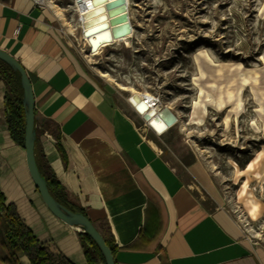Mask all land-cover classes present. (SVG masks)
Segmentation results:
<instances>
[{"label": "crops", "instance_id": "1", "mask_svg": "<svg viewBox=\"0 0 264 264\" xmlns=\"http://www.w3.org/2000/svg\"><path fill=\"white\" fill-rule=\"evenodd\" d=\"M0 49L25 69L34 95L36 148L52 174L115 248L116 264H264L221 206L202 165L180 170L162 140L109 82L93 76L32 0H0ZM0 77V190L38 241L74 264L86 257L79 228L45 205L25 150L9 135ZM215 192V193H213ZM21 264H27L25 256ZM0 264H6L0 255Z\"/></svg>", "mask_w": 264, "mask_h": 264}, {"label": "rangeland", "instance_id": "2", "mask_svg": "<svg viewBox=\"0 0 264 264\" xmlns=\"http://www.w3.org/2000/svg\"><path fill=\"white\" fill-rule=\"evenodd\" d=\"M52 1L65 9V18L74 25L70 31L66 20L47 6L55 27L93 76L111 83L122 99L131 89L158 94L160 107L177 115L169 130L159 135L165 155L180 170L190 161L199 162L243 237L264 253V118L259 107V100L264 103V0H130L134 47L145 67L123 44L90 55L80 40L74 0ZM198 50L206 51L205 62L211 68L221 69L202 83L211 93L228 87L236 91L235 63L259 71V81H249L241 90L239 113L233 110V99L221 109L207 103L198 121L202 114L200 109L193 111L197 89L192 84L193 54ZM250 199L258 204L254 213Z\"/></svg>", "mask_w": 264, "mask_h": 264}, {"label": "trees", "instance_id": "3", "mask_svg": "<svg viewBox=\"0 0 264 264\" xmlns=\"http://www.w3.org/2000/svg\"><path fill=\"white\" fill-rule=\"evenodd\" d=\"M0 77H2L6 92L4 97L6 122L9 135L17 144H24V109L22 105V89L19 73L0 59ZM35 157L39 172L45 180L48 189L55 200L73 212L84 211L68 197L56 178L44 171L40 164V153L35 146ZM82 248L87 259L93 254L104 257L92 240L79 233ZM106 243L114 253L115 248L109 239ZM0 255L6 264H21L20 257L25 256L27 264H74L65 255L49 249L41 244L13 204L6 202L5 195L0 190ZM105 262V261H104Z\"/></svg>", "mask_w": 264, "mask_h": 264}, {"label": "water", "instance_id": "4", "mask_svg": "<svg viewBox=\"0 0 264 264\" xmlns=\"http://www.w3.org/2000/svg\"><path fill=\"white\" fill-rule=\"evenodd\" d=\"M89 1H92V3H100V5L95 6L90 10H86L82 14L84 18L82 24L83 26H85L82 31V34L87 39L91 51L95 50L97 46H99L101 41H111V38H113L114 36H120L123 34V32H127L130 30L129 21L127 19V13L123 11L125 10L124 0H113L112 2H106V0ZM84 4H86V6H89V2H85ZM105 12L108 16V19L103 16ZM101 16H103V18L98 19V17ZM96 18L98 20L89 25V22ZM0 59L7 63L11 68L16 70L20 75V84L23 93L22 105L24 109L23 148L25 150V158L28 172L43 202L57 218L69 225L78 227L81 233L89 235L100 249L104 257L105 264H116L114 260V255L111 249L109 248L108 244L106 243L105 238L96 229L91 220L81 212H73L65 208L60 203H58L50 193L48 186L43 177L41 176L36 163V131L34 112L35 101L29 77L23 66L19 63V61L11 54L1 49ZM130 99L131 98L127 99V101L129 102ZM166 109V107H163L159 111L157 116L161 115V113ZM167 111L170 112L169 110ZM170 114L174 117V121L171 124L173 125L177 120L175 119V116L172 114V112H170ZM148 115L149 113L140 116L144 120L145 124L149 127V125L146 123Z\"/></svg>", "mask_w": 264, "mask_h": 264}, {"label": "bare ground", "instance_id": "5", "mask_svg": "<svg viewBox=\"0 0 264 264\" xmlns=\"http://www.w3.org/2000/svg\"><path fill=\"white\" fill-rule=\"evenodd\" d=\"M47 3V6L52 9V11L55 13V15L60 18V19H65L67 25L69 26L70 31H72L74 28V25L71 24L70 21H67L65 18V9H62L59 7L57 4H55L52 0H45ZM113 0H106V2H112ZM85 2H89V6H86L84 4ZM125 2V11L127 13V19L129 21V26L130 30L127 32H123L122 35L120 36H114L111 38V41H101L99 46L93 51L90 50V45L87 41V39L83 36L82 31L85 26H83V12L86 10H90L95 6L100 5L98 2L92 3V1L89 0H74V4L71 6L73 10L77 13L78 15V24L80 28V40L84 41V43L88 47V53L90 55H95L99 53V51L107 46L110 45H119L123 44L125 48L131 49L134 57L140 61V63L145 67V63L140 60L138 55L136 54L135 47H134V42H133V34H134V27L130 19V12H129V7H130V0H124ZM83 3V4H82ZM120 13V12H117ZM116 13V14H117ZM114 14V15H116ZM104 17L108 19V16L106 12L103 14ZM103 16L98 17V19H102ZM110 18V17H109ZM97 18L94 20H91L89 22V25L94 23ZM205 58H208V55L205 50H198L193 54V64L195 67V75L192 78V84L196 87L197 92L196 96L193 102V111L196 109L201 110L202 116L198 117V121L202 122L203 120V115L206 113V105L209 103L210 105L214 106L216 109H221L226 100H232V106L234 112L237 114L241 111L243 108V102L241 98V90L242 88L251 81L253 84H256L259 81V71L257 70H244L242 68L241 63H235L233 64L235 72L237 74V80H239V85L236 89V91L230 90L228 87L226 90L223 92H214L211 93V91L206 90L205 87H203L202 83L207 82V77L213 72H219L221 71L220 68H211L209 64L205 62ZM102 75H106V73H102ZM120 88L126 89V87L123 84H118ZM213 87L215 84L212 85ZM130 99L129 104L134 108V110L139 114V115H144L146 113H149L147 117V124L151 128L153 132H155L158 135H161L169 130V128L172 126L171 124L174 121V117L170 114L175 116V119L177 120V115L169 108L166 106V110L161 113V115L157 116L159 111L164 107H160V98L158 94H152L150 92H140V91H135L134 89H131L129 94L127 95L126 99ZM144 101V102H142ZM259 107L260 111L263 112V118H264V103H262L259 100ZM169 110L170 112H168ZM228 116L224 118V124L227 127L228 126ZM243 191H246V183L243 185ZM215 193V192H213ZM251 206L250 210L252 213H254L257 210L258 204L254 199L249 200ZM264 257V253L262 254Z\"/></svg>", "mask_w": 264, "mask_h": 264}, {"label": "built area", "instance_id": "6", "mask_svg": "<svg viewBox=\"0 0 264 264\" xmlns=\"http://www.w3.org/2000/svg\"><path fill=\"white\" fill-rule=\"evenodd\" d=\"M34 5L39 7V8H46L47 7V3L45 0H32ZM144 121V120H143Z\"/></svg>", "mask_w": 264, "mask_h": 264}]
</instances>
